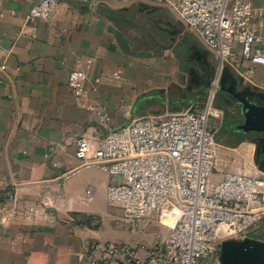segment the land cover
<instances>
[{"label": "crops", "instance_id": "crops-1", "mask_svg": "<svg viewBox=\"0 0 264 264\" xmlns=\"http://www.w3.org/2000/svg\"><path fill=\"white\" fill-rule=\"evenodd\" d=\"M40 1L0 0V264H83L92 241L112 237L99 211L117 178L99 167L73 173L81 164L77 137L86 135L95 148L137 116L162 118L203 101L217 75L219 84L243 81L264 94V64L244 58L236 43L234 62L219 70L216 54L165 0H59L49 21L29 18ZM249 1L264 9V0ZM112 24L149 54L124 52ZM256 45L264 50V42ZM77 65L87 71L86 102L69 85ZM222 101L216 93L210 115L219 144L216 178L242 162L259 170L255 143L230 144ZM48 194L57 217L30 213Z\"/></svg>", "mask_w": 264, "mask_h": 264}, {"label": "built area", "instance_id": "built-area-1", "mask_svg": "<svg viewBox=\"0 0 264 264\" xmlns=\"http://www.w3.org/2000/svg\"><path fill=\"white\" fill-rule=\"evenodd\" d=\"M58 2L41 0L28 17L49 21ZM165 2L216 54L219 70L234 62L236 43L244 58L264 64V50L256 48L264 42L263 8L249 0ZM69 85L80 102L89 99L87 71L81 65L71 70ZM218 85L217 75L203 101L162 118L137 116L110 130L95 148L86 135L77 137L81 164L73 173L99 167L117 178L107 196L122 207V225L131 224L136 231L138 226L170 224L166 236L148 242L95 239L83 253V264H204L224 240L260 238L252 233L264 221V171L242 162L216 178L219 144L210 115ZM102 119H110L106 110ZM52 201L51 195L44 196L30 213L57 217Z\"/></svg>", "mask_w": 264, "mask_h": 264}, {"label": "water", "instance_id": "water-1", "mask_svg": "<svg viewBox=\"0 0 264 264\" xmlns=\"http://www.w3.org/2000/svg\"><path fill=\"white\" fill-rule=\"evenodd\" d=\"M110 30L122 50L136 56L148 55L146 51L135 50L126 33L115 25ZM216 93L223 97L222 104L230 116V123L225 129L230 144L248 140L255 143L254 162L264 171V94L255 92L243 81L239 84L227 80L218 85ZM182 107L173 108V112ZM223 264H264V239L246 237L245 239H227L220 246Z\"/></svg>", "mask_w": 264, "mask_h": 264}, {"label": "rangeland", "instance_id": "rangeland-1", "mask_svg": "<svg viewBox=\"0 0 264 264\" xmlns=\"http://www.w3.org/2000/svg\"><path fill=\"white\" fill-rule=\"evenodd\" d=\"M115 204L119 205L117 203L111 202L107 198V200L101 204L102 209L99 211L101 214L102 226L105 229L107 235L114 237H107L108 239L123 241V239H128L131 237L133 242H148L150 240H157L163 236H166L169 232L170 224L167 222L161 224L155 223L145 230L142 226H138L136 231L133 230L131 224L122 225L118 220L122 216L123 210L122 208H120L118 211L114 210ZM119 207L121 206L119 205ZM252 234L260 236V238L264 239V221L256 230L253 231ZM202 262H205L204 264H223L220 251L212 254L208 260H203Z\"/></svg>", "mask_w": 264, "mask_h": 264}, {"label": "flooded vegetation", "instance_id": "flooded-vegetation-1", "mask_svg": "<svg viewBox=\"0 0 264 264\" xmlns=\"http://www.w3.org/2000/svg\"><path fill=\"white\" fill-rule=\"evenodd\" d=\"M261 166L263 165L264 166V164H261V163H259Z\"/></svg>", "mask_w": 264, "mask_h": 264}, {"label": "trees", "instance_id": "trees-1", "mask_svg": "<svg viewBox=\"0 0 264 264\" xmlns=\"http://www.w3.org/2000/svg\"><path fill=\"white\" fill-rule=\"evenodd\" d=\"M211 83V82H210ZM258 237H260V236H258ZM262 239V238H261Z\"/></svg>", "mask_w": 264, "mask_h": 264}]
</instances>
